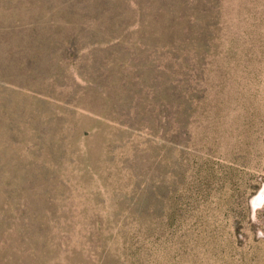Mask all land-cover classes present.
I'll use <instances>...</instances> for the list:
<instances>
[{
  "label": "rangeland",
  "instance_id": "rangeland-1",
  "mask_svg": "<svg viewBox=\"0 0 264 264\" xmlns=\"http://www.w3.org/2000/svg\"><path fill=\"white\" fill-rule=\"evenodd\" d=\"M0 264H264V0H0Z\"/></svg>",
  "mask_w": 264,
  "mask_h": 264
}]
</instances>
